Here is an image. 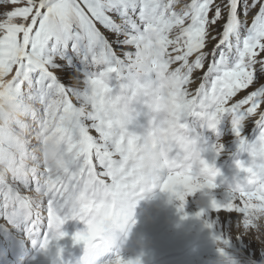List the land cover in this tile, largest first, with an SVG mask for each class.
<instances>
[{"label": "snow or ice", "instance_id": "obj_1", "mask_svg": "<svg viewBox=\"0 0 264 264\" xmlns=\"http://www.w3.org/2000/svg\"><path fill=\"white\" fill-rule=\"evenodd\" d=\"M81 65L105 69L81 77ZM121 67L129 82L116 91L147 100L166 82L181 110L209 106L212 130L228 114L237 136L255 121L264 142V0H0V218L39 235L66 183L111 182L134 139L105 115ZM8 107L25 118L9 123ZM53 143L63 175L41 157ZM256 203L245 191L226 207L247 221Z\"/></svg>", "mask_w": 264, "mask_h": 264}, {"label": "clouds", "instance_id": "obj_2", "mask_svg": "<svg viewBox=\"0 0 264 264\" xmlns=\"http://www.w3.org/2000/svg\"><path fill=\"white\" fill-rule=\"evenodd\" d=\"M141 60L148 63L152 55L142 52ZM110 88L115 99L109 104L112 113L105 115L120 129L121 140L125 134L134 138L132 145L126 149L124 163L115 171L111 182L94 183L89 178L86 182L65 184L63 201L54 209L56 222L48 228L37 249L49 264H142L146 241L136 231L140 223L138 209L142 204L167 207L177 206L179 202V207H183L186 198L196 193L208 198L212 205L215 201L212 190L219 186L216 181L221 172L205 158L207 149L201 143L202 130L211 129L213 113L208 111L209 106L196 105L181 110L182 97L169 91L166 82L161 83L147 100H139L135 92L127 95L123 90ZM6 110L11 113L9 123L25 118L21 111L11 107ZM125 113L131 117L126 124L122 120ZM141 117L146 118V123L140 122ZM214 150L219 153L220 149ZM244 150L250 159L247 162L237 160L236 168L246 175L243 181L237 179L228 184V203L245 191L256 199L257 211L250 212L244 224L249 225L246 229L264 243V200L260 198L264 193V142L257 138ZM40 151L52 172L63 175L59 147L53 143L47 146L46 155L44 149ZM29 165L34 166L31 162ZM3 175L4 165L0 164V178ZM23 175L26 177L28 172ZM46 196V192H38L34 199L42 200ZM69 221L80 225L70 235V240L72 247L81 249V254L65 261V247L60 242L69 237L64 230ZM133 240L141 250L134 258L125 255ZM215 243L218 256L212 264H239L238 259L227 252L226 239L217 237ZM260 264H264V260Z\"/></svg>", "mask_w": 264, "mask_h": 264}, {"label": "bare ground", "instance_id": "obj_3", "mask_svg": "<svg viewBox=\"0 0 264 264\" xmlns=\"http://www.w3.org/2000/svg\"><path fill=\"white\" fill-rule=\"evenodd\" d=\"M104 69L105 66L102 65H91L87 68L81 66V77L84 71L99 73L104 71ZM118 72L119 76L116 72L111 73L108 81L109 86L114 89H117L120 84L129 82L126 68H120ZM81 86H83V79H81ZM137 107L139 108L140 106L137 105ZM191 119L192 118H189L190 122ZM140 122L146 123V118L141 117ZM221 123L224 124L223 119H220L217 125L218 127H216L214 131L205 127L202 130L203 136L201 143L202 146L207 149L204 153L205 158L210 163H214L215 167L220 169L221 172V175L216 181L219 186L213 189L212 193L216 203L222 207L214 208L208 198L202 197L201 193L188 196L183 202L182 208L179 207V202L177 206H145L144 211L138 215L140 223L136 229L138 233L143 235L146 241V246L143 249L142 264H149L150 261L154 262L155 260L161 261V263L156 262L155 264H195L200 261H205V264H212L218 256L215 243L217 237L224 238L228 241L227 252L234 255L236 258L242 259V264H247L249 262L260 264V262L264 260V243L256 238L254 232L246 229L242 213L235 210L229 211L226 207L229 201V196L226 191L228 184L234 183L237 179L243 181L246 175L245 173L239 172L236 168V161L241 160L247 162L250 157L241 149L240 145L229 152L227 151L230 144L232 146L238 142V137L240 135L237 136L235 132L233 135H230L228 141H224L223 144H217L219 137H216L213 132H217ZM243 125L244 133L248 137L256 131L255 121H245ZM220 130L221 129L218 130L219 133ZM240 132L242 133L243 130ZM216 146H219V153L214 150ZM142 207H144L143 204L139 209ZM171 212L178 218V221L175 223L170 222ZM201 220H208L211 222L216 230V236L205 237L208 239L202 238L203 240L201 242L195 240L189 243L191 239L187 236V232L191 228L196 232L198 226H200L199 224L202 222ZM15 224L16 228L20 225L23 227L24 225V223L19 220ZM246 232L247 234H245ZM19 233L24 234L25 231L22 229ZM0 235H3L1 241L6 247H21L23 245L22 248L24 249L31 248L26 245L27 243H22L18 246V239H11L8 241L4 236L6 235L5 232H0ZM30 243H34L33 237ZM60 243L61 245H65V249L72 247L71 244H68V238H65ZM128 248L129 252L132 253L129 256L133 258L135 253L141 251L134 240L130 241ZM80 250L77 251V254L81 253ZM182 254L183 257H179ZM21 258L23 259L24 256ZM43 264H46V262Z\"/></svg>", "mask_w": 264, "mask_h": 264}, {"label": "rangeland", "instance_id": "obj_4", "mask_svg": "<svg viewBox=\"0 0 264 264\" xmlns=\"http://www.w3.org/2000/svg\"><path fill=\"white\" fill-rule=\"evenodd\" d=\"M81 66H83V65H81ZM80 66V67H81ZM91 66V65H90ZM102 66H104V65H102ZM121 68H124V67H121ZM221 119H223L224 120V124L223 123H221L220 125H219V129H221L220 130V133L218 132V130H217V132H213L214 134H215V136L217 137H219V139H218V141H217V144H223V142L224 141H228L229 140V137H230V135H233L234 134V131H233V127H232V124H231V117L228 115V114H225V115H223L222 117H221ZM246 122H247V120H246ZM245 123V121L243 122V124ZM242 124V127H241V130H243V134L241 133L240 134V136L238 137V142L240 143V139L241 138H244L246 141H247V143H249V144H251V143H254L255 141H256V139H257V137H258V135H259V132H260V129L257 127V125H255V127H256V131L251 135V136H247L245 133H244V129H243V127H244V125ZM218 127V126H217ZM232 129V130H231ZM255 130V129H254ZM214 131V130H213ZM231 131H232V133H231ZM231 134H230V133ZM229 134V135H228ZM242 135V136H241ZM247 138V139H246ZM235 143V144H233L232 146H231V144H230V146L227 148L228 150V152L229 151H231L232 149H234L235 147H237L238 145H240L239 143ZM242 149V148H241ZM243 151H245V150H243ZM245 153L249 156V154H248V152L247 151H245ZM192 219H194V218H192ZM20 221V220H19ZM176 221H178V218H177V216L175 215V214H173L172 212H171V214H170V222H172V223H175ZM202 222L199 224L200 226H198V228H197V231L195 232L191 227V229L187 232V236L191 239V242H189V243H192V242H194L195 240H197V241H202L203 239L202 238H204V239H208V238H205V237H210V236H212V237H214V236H216V230H215V228H214V226L211 224V222H209L208 220L207 221H205V220H201ZM20 222H22V223H24L23 221H20ZM204 222V223H203ZM173 225V224H172ZM78 226V224H76L74 221H69L66 225H65V231H67L68 233H70V231L73 229V228H75V227H77ZM12 224L11 223H8L5 219H2V218H0V231H3V232H9L12 228ZM16 227V226H15ZM2 228V229H1ZM194 231V232H193ZM47 232H48V228H47V226L45 225L44 226V232L42 233V237H41V240L44 238V236L47 234ZM190 232H192V233H190ZM196 233V234H195ZM191 234H193V235H191ZM13 236H14V239H18V242H19V240L21 241L22 239H24L25 237H26V235H23L22 233H17V232H15L14 234H12ZM70 235L71 234H69V237H67L68 238V244H71V240H70ZM3 236V235H2ZM5 236V238H7L8 239V241L9 240H11V238H10V236H9V234L8 233H6V235H4ZM196 241V242H197ZM26 242V241H25ZM0 243L4 246V244L2 243V241H1V239H0ZM21 244H18V246H20ZM4 247H6V246H4ZM15 247V249H12L11 251H9L8 252V255L10 254V253H12L11 255L12 256H14L15 258L14 259H16V257L17 256H20L19 255V253H22L23 252V254L21 255V257H23L24 256V254L26 253L24 250V248H20V247H17V246H14ZM14 247H12V248H14ZM39 248V246H37V247H35V249H34V251H32V252H29L26 256H25V258H24V260H22L21 262H19V263H21V264H30L32 261H34V259H36V257L39 259V260H43L44 258H45V256H43V255H41L38 251H37V249ZM15 254V255H14ZM81 253H79L78 254V257H79V255H80ZM132 253L131 252H126V256H129V255H131ZM12 256H10L9 258L10 259H12ZM20 257V258H21ZM179 257H183V254L181 255V256H179ZM238 260H240L239 261V264H242V259H240V258H237ZM244 260H246V259H244ZM48 261V260H47ZM16 262H17V260H16ZM16 262H14V263H16ZM156 262H160L161 263V261L160 260H155L154 262L153 261H150L149 262V264H155ZM19 263H17V264H19ZM43 263H45V262H40V264H43ZM206 262L205 261H200V262H198V263H195V264H205ZM37 264H39V262H37ZM146 264H148V263H146ZM247 264H253V263H247Z\"/></svg>", "mask_w": 264, "mask_h": 264}]
</instances>
